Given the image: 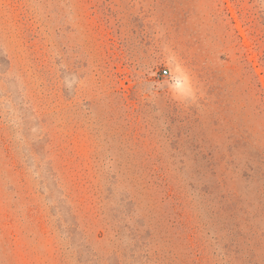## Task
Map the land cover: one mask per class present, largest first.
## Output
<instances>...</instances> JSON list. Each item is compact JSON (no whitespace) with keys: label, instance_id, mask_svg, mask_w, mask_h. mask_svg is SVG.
Segmentation results:
<instances>
[{"label":"rangeland","instance_id":"374dc122","mask_svg":"<svg viewBox=\"0 0 264 264\" xmlns=\"http://www.w3.org/2000/svg\"><path fill=\"white\" fill-rule=\"evenodd\" d=\"M0 264H264V0H0Z\"/></svg>","mask_w":264,"mask_h":264},{"label":"built area","instance_id":"2783aa9c","mask_svg":"<svg viewBox=\"0 0 264 264\" xmlns=\"http://www.w3.org/2000/svg\"><path fill=\"white\" fill-rule=\"evenodd\" d=\"M167 74V71L165 69L161 70V75L164 76Z\"/></svg>","mask_w":264,"mask_h":264}]
</instances>
